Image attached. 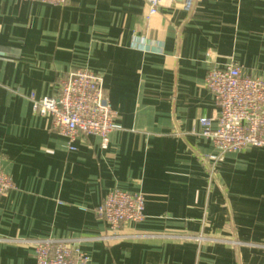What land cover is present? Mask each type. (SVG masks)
Instances as JSON below:
<instances>
[{
  "label": "crops",
  "instance_id": "obj_1",
  "mask_svg": "<svg viewBox=\"0 0 264 264\" xmlns=\"http://www.w3.org/2000/svg\"><path fill=\"white\" fill-rule=\"evenodd\" d=\"M143 41V45L137 43ZM264 77V0H0V264H35L34 240L73 238L90 264H264V146L220 154L197 120L218 108L206 71ZM101 74L115 129L67 148L30 97L75 69ZM218 156L217 160L212 157ZM141 192L120 237L96 213ZM122 235V236H121Z\"/></svg>",
  "mask_w": 264,
  "mask_h": 264
},
{
  "label": "built area",
  "instance_id": "obj_2",
  "mask_svg": "<svg viewBox=\"0 0 264 264\" xmlns=\"http://www.w3.org/2000/svg\"><path fill=\"white\" fill-rule=\"evenodd\" d=\"M50 5H64L67 0H38ZM149 14L173 0H145ZM193 0H182L188 11ZM137 43L143 45L142 39ZM204 86L212 93L218 108L217 126L213 118L197 120L200 133L212 140L220 154L241 151L248 147L264 146V77L245 73L241 66L229 63L210 67ZM33 112L48 117L51 126L67 138V148L89 135L100 139L102 148L115 129L116 113L111 108L103 87L101 74L78 68L61 78L52 95L30 97ZM218 156L212 157L217 160ZM11 178L0 167V197L14 189ZM145 197L141 192L112 189L96 208L98 216L108 225L107 238L120 237L118 230L124 223L141 222ZM122 236V235H121ZM35 264H90V258L73 238L44 237L34 240Z\"/></svg>",
  "mask_w": 264,
  "mask_h": 264
}]
</instances>
